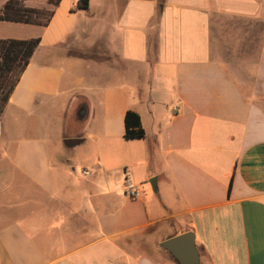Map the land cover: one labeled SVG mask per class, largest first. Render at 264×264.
<instances>
[{
    "label": "crops",
    "instance_id": "0c3cea01",
    "mask_svg": "<svg viewBox=\"0 0 264 264\" xmlns=\"http://www.w3.org/2000/svg\"><path fill=\"white\" fill-rule=\"evenodd\" d=\"M79 1L0 21L41 40L0 117V264H178L161 243L187 232L201 264H264V35L224 59L264 0Z\"/></svg>",
    "mask_w": 264,
    "mask_h": 264
},
{
    "label": "trees",
    "instance_id": "16d2710c",
    "mask_svg": "<svg viewBox=\"0 0 264 264\" xmlns=\"http://www.w3.org/2000/svg\"><path fill=\"white\" fill-rule=\"evenodd\" d=\"M62 0H8L0 9V21L47 27ZM87 10L89 0H80ZM40 38L0 40V117L16 89L22 74L40 45ZM146 132L140 116L128 111L125 117V139L142 140Z\"/></svg>",
    "mask_w": 264,
    "mask_h": 264
},
{
    "label": "rangeland",
    "instance_id": "374dc122",
    "mask_svg": "<svg viewBox=\"0 0 264 264\" xmlns=\"http://www.w3.org/2000/svg\"><path fill=\"white\" fill-rule=\"evenodd\" d=\"M237 35L232 34V49L225 53L224 59H240L248 63L253 64V61L257 58L258 52L262 47L263 35H264V24L261 22H235ZM233 28V27H232ZM222 30V37L229 38L231 35L230 28L226 25L220 26ZM232 52V56H230ZM61 154L63 160L66 161L71 159L76 150L74 148H66L62 146ZM71 163H68L70 167Z\"/></svg>",
    "mask_w": 264,
    "mask_h": 264
},
{
    "label": "water",
    "instance_id": "95a60500",
    "mask_svg": "<svg viewBox=\"0 0 264 264\" xmlns=\"http://www.w3.org/2000/svg\"><path fill=\"white\" fill-rule=\"evenodd\" d=\"M80 139H68L69 147L78 145ZM161 248L168 251L178 264H201L200 253L196 245L195 234L187 232L161 243Z\"/></svg>",
    "mask_w": 264,
    "mask_h": 264
},
{
    "label": "built area",
    "instance_id": "2783aa9c",
    "mask_svg": "<svg viewBox=\"0 0 264 264\" xmlns=\"http://www.w3.org/2000/svg\"><path fill=\"white\" fill-rule=\"evenodd\" d=\"M84 174H87V173L85 172ZM125 195L132 200H136L141 197L142 189L139 186L135 185L131 180L126 178Z\"/></svg>",
    "mask_w": 264,
    "mask_h": 264
}]
</instances>
